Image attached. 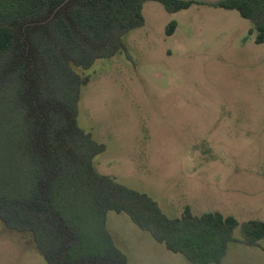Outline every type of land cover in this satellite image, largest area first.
<instances>
[{
  "label": "trees",
  "instance_id": "obj_1",
  "mask_svg": "<svg viewBox=\"0 0 264 264\" xmlns=\"http://www.w3.org/2000/svg\"><path fill=\"white\" fill-rule=\"evenodd\" d=\"M148 2L170 14L193 4L236 10L264 44V0H0V221L28 237L45 264H129L108 230L109 212L128 215L191 264H221L231 243L264 240L263 221L190 207L171 218L94 165L106 146L78 123L85 72L126 50ZM176 29L172 21L165 33Z\"/></svg>",
  "mask_w": 264,
  "mask_h": 264
},
{
  "label": "rangeland",
  "instance_id": "obj_2",
  "mask_svg": "<svg viewBox=\"0 0 264 264\" xmlns=\"http://www.w3.org/2000/svg\"><path fill=\"white\" fill-rule=\"evenodd\" d=\"M143 14L145 26L124 37L126 50L85 72L78 123L106 146L97 171L149 195L170 217L203 189L205 180H193L199 169L228 166L234 180L264 183V44L250 35L252 24L201 4L170 14L148 2ZM107 227L136 264H189L124 213L109 212ZM29 240L0 221V264H45ZM259 245L231 243L222 264H264Z\"/></svg>",
  "mask_w": 264,
  "mask_h": 264
},
{
  "label": "crops",
  "instance_id": "obj_3",
  "mask_svg": "<svg viewBox=\"0 0 264 264\" xmlns=\"http://www.w3.org/2000/svg\"><path fill=\"white\" fill-rule=\"evenodd\" d=\"M234 172L235 168L228 166L222 168H208V170L199 169L196 171L193 180L198 181L202 179L206 182L199 185L200 187H203V189L195 192L194 196L191 195L186 199L184 209L185 207H190L193 214L198 216L204 213L219 212L224 216H233L234 218H236L235 216L245 217L241 220L236 218L240 223L248 221L264 222V183H262V178L259 180L260 184L246 183L234 180ZM189 175L192 174L185 173V176ZM199 175L205 177L201 178ZM241 203L246 206L242 210L244 211L243 215L241 212L236 213L237 210H234V207ZM110 234L117 246L118 243L115 237L111 232ZM252 248L259 249L260 245ZM260 251L264 256V249L261 248ZM124 254L127 256L129 264H136L135 258L132 259L126 253ZM188 263L191 264L189 261Z\"/></svg>",
  "mask_w": 264,
  "mask_h": 264
},
{
  "label": "water",
  "instance_id": "obj_4",
  "mask_svg": "<svg viewBox=\"0 0 264 264\" xmlns=\"http://www.w3.org/2000/svg\"><path fill=\"white\" fill-rule=\"evenodd\" d=\"M182 2H200V3H206V4H218L220 2L226 1V0H179Z\"/></svg>",
  "mask_w": 264,
  "mask_h": 264
}]
</instances>
